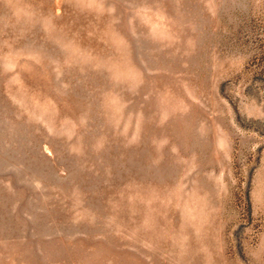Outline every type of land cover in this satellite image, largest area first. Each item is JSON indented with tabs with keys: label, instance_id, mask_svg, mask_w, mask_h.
I'll return each instance as SVG.
<instances>
[{
	"label": "rangeland",
	"instance_id": "374dc122",
	"mask_svg": "<svg viewBox=\"0 0 264 264\" xmlns=\"http://www.w3.org/2000/svg\"><path fill=\"white\" fill-rule=\"evenodd\" d=\"M0 264H264V0H0Z\"/></svg>",
	"mask_w": 264,
	"mask_h": 264
}]
</instances>
